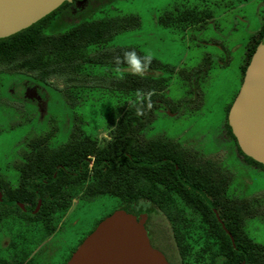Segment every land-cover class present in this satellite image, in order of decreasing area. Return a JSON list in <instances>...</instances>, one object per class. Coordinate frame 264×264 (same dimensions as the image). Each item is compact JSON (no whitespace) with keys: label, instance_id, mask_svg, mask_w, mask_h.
<instances>
[{"label":"trees","instance_id":"obj_1","mask_svg":"<svg viewBox=\"0 0 264 264\" xmlns=\"http://www.w3.org/2000/svg\"><path fill=\"white\" fill-rule=\"evenodd\" d=\"M65 5L66 1L28 27L0 38V66L29 73L43 83L52 78L59 79L63 84L61 92L71 108L80 101L77 90L92 88V81L104 82L123 96L116 105V122L105 143L100 144L96 138L83 133L80 127H72L67 140L55 147L49 145V135L29 146L26 162L17 165L20 172L17 187L29 186L38 190L40 205L34 208L36 194L31 204L34 219L39 220L47 213L59 217L74 197L92 200L110 195L116 198L115 209L123 208L136 216L141 211L151 216L153 207L159 209L171 222L180 264L240 262L243 256L235 258L228 254L218 263L212 255L215 247L210 249L211 255L206 256L199 239L188 237L202 234V225L197 220L207 217L203 196L208 189L222 188V197H226L229 172L211 160H203L196 152L183 148L172 139L145 134L158 103L166 102L164 92L174 67L151 58L146 71L131 75L123 59L117 65L114 58L122 57L130 50L138 57L145 54L135 47L109 46V42L120 30L136 26L137 17L93 18L89 13L65 22L60 16ZM262 36H253L255 41L250 43L241 67L242 74ZM93 68H103L110 74L91 76ZM112 69L121 74H111ZM89 79L92 80L88 82ZM167 105L173 110L172 103ZM238 151L242 153L239 148ZM244 157L264 167L249 156ZM15 197L23 202L19 195ZM243 202L234 198L228 206L218 210V218L231 232L235 243L243 218L251 213L244 209ZM216 203L212 200L209 203L212 206L208 204V208L233 250L231 241L211 210L217 208ZM14 207L20 209L16 203ZM233 220L241 223L238 225L237 222L235 227L234 223L231 224ZM208 244L211 246L215 242ZM251 244L254 255L246 257L244 264L250 263V259L256 261V251L264 249L257 242L251 241ZM27 253L23 251L21 257L15 256L14 264H21ZM1 264L10 263L4 259Z\"/></svg>","mask_w":264,"mask_h":264},{"label":"rangeland","instance_id":"obj_2","mask_svg":"<svg viewBox=\"0 0 264 264\" xmlns=\"http://www.w3.org/2000/svg\"><path fill=\"white\" fill-rule=\"evenodd\" d=\"M231 5L196 4L195 8L203 7L200 13L204 18L211 16V11L217 18L200 20L208 29L200 25L186 31L181 29L186 21L183 7H187L183 0H108L97 5L91 17H137V25L117 32L109 46L135 47L174 67L164 92L166 102L161 101L154 110L145 134L165 136L218 160L231 175L228 195L255 200L256 215L245 222V227L254 241L264 245V167L239 157L233 139L224 132L225 109L241 84V66L253 37L240 29H211L214 22L227 20L232 24ZM90 74L110 73L93 68ZM111 74L121 72L112 69ZM92 82V88L77 90L80 101L71 108L59 79L44 84L29 73L0 66V170L6 179L16 181L14 164L23 159L28 140L50 135L49 145L55 147L67 140L72 127H80L100 144L106 142L123 95L104 82ZM30 84L37 86V95L29 99L26 91ZM167 103L174 104L173 112L165 108ZM116 204L110 195L74 202L59 229L43 242V228L38 229L29 219L18 221L14 217L4 221L0 242L12 247L16 257L32 250L38 264H64L89 230L115 210ZM4 247L0 244V264L4 254L7 258Z\"/></svg>","mask_w":264,"mask_h":264},{"label":"flooded vegetation","instance_id":"obj_3","mask_svg":"<svg viewBox=\"0 0 264 264\" xmlns=\"http://www.w3.org/2000/svg\"><path fill=\"white\" fill-rule=\"evenodd\" d=\"M106 1H108V0H67L66 1L67 5L64 6V9L61 12L60 16L62 19H66L67 17H68V19H73V18H77V16L86 15L89 13L92 14L93 13L92 11H94L93 9L97 5H99L101 3H105ZM183 1L186 2L187 7L186 8L183 7L184 18H186V21H184V26H182V28H181L182 31H186L191 27H196V26H200V25H202L201 27L203 29H208L205 27L206 25L202 23L203 21H200V20L201 19H209L210 20L213 18H217V17H215V13H213V11H211L212 15L207 17V18H204L203 15L200 13L203 11V7H198V8H195V7H196V4H202V3L209 2V3L215 4V5H217V3H230V4H232L230 7L232 24L227 23V20L224 22L223 21L214 22L210 25L211 29H217V30H222V29H228V30L238 29L239 30L240 29L241 31L250 33L253 36H259V35L264 34V0H183ZM64 2L65 1H63L61 4H63ZM199 8H201V9H199ZM195 13H197V14H195ZM189 19H191L192 21ZM252 41L254 42L255 38L252 37L248 43V47H247V50L245 53V59H246V54H247L249 47H250V43ZM245 59H244V62H245ZM241 71H242V69H241ZM243 74H242V78H243ZM242 78H241V81H242ZM34 80H36V79H34ZM46 83H48V82H46ZM46 83H44V84H46ZM36 88H37V86L35 84H30L28 86L27 91H26V95L30 94V95H28L29 99L32 98L33 96L37 95V93H36L37 89ZM233 100H234V98H233ZM233 100H232V102H233ZM160 103L161 102H159L158 104H160ZM231 103H229L225 109L224 132L226 133V135H230V137L233 139V141L235 143L237 155L239 157H244L245 154L243 155V153H240L238 151L239 146L237 145L236 138L232 134L231 128L228 125L227 115H228V111H229ZM172 106H174L173 103H172ZM165 108L169 110L168 105ZM169 111L173 112V110H169ZM227 125L229 127V130H228ZM42 137H45V136H40L38 138L31 139V140H28L26 142L27 146H26V150H25L24 155H23V159L21 161H19L17 164H14V168L17 172L15 182L11 183V181L8 178L6 179L5 173L0 170V211H1L0 212V230L4 228L3 227L5 225L4 221L10 220L14 217L17 218L18 221H20L22 218L26 219V220L29 219L31 222L36 224L38 229H42V228L44 229V231H43L44 235L42 238V242H43L46 240L45 237L50 236L51 234L55 233L59 229L64 216L66 215L67 211L70 209V207L73 205L74 202H78V201L84 202V201H90V200H82L80 197H74L71 200L69 207L59 217H54L51 213H47L46 216L41 217L39 220H38V218L34 219V217H33L34 216V208L37 209V207L40 205L41 199L37 197L38 190L36 188L29 187V186L28 187H17V185L19 183V176H20V172L18 170L17 165L26 162L27 157L25 156V154L28 151L29 146H33V144L40 142V139ZM109 138H110V135H109ZM180 146H182L183 148H186L190 151L196 152L197 155L200 158H202L203 160H211L214 163L218 164L221 168L223 167V165L218 160H216L215 158L205 157L199 151L191 149L189 147H185L182 144H180ZM28 175H30V174H28ZM42 181H45V180L42 179ZM230 182H231V175H230L229 184H230ZM229 184L225 190V196L226 197H222V188H209L208 189L207 193L203 196V200L205 201L203 208L205 209V213H206L207 217L202 218L200 220H197L202 225V227L200 229L202 234L199 235V237H195V236L191 237L188 234L189 235L188 237L191 240L193 238L199 239V241L201 242L202 252L206 256L211 255L210 249L215 247L216 250L214 251V253H212V255L218 263H221L224 260L225 256L229 254L235 258H239V257L243 256L244 258L240 262H237L236 264H244L246 257H248L249 255L250 256L254 255V248H253V245L251 244V241H254V240L249 236L248 232L246 231L245 222L248 219L253 218L254 215H256V208H255L254 199L252 197L251 198L250 197L249 198H239L236 196L228 195L227 191H228ZM16 194L19 195V197L23 199L22 200L23 202H19L18 200H16V197H15ZM34 194H36V197H37V204L35 205L34 208L31 209V204H32V200L34 199ZM234 198L245 201V202H243L244 203L243 204L244 209L246 211H249V210L251 211V213L246 214V216L242 220L241 230L239 231L240 235L238 236V241L236 243H235V239H234L233 235L231 234V232L225 227L222 220H220L218 218V213H219L218 210L224 206H228L230 204V201ZM94 199H92V200H94ZM212 200L217 201V203H216L217 208H214L211 210L214 212V216H216L215 218H217V221H218L217 223L220 224L222 230L225 232V234H227L229 240L231 241L233 250L230 249L228 243L225 240V236L222 235L220 229L217 227V225L214 221V218L212 217V214L210 212V209L208 208V204L211 203ZM14 203H16L20 209H16L14 207ZM209 206L211 207L212 205L209 204ZM116 209H120V208H116ZM121 209H123V208H121ZM109 214H107V215H109ZM140 214H143L145 216L144 228L146 230L149 242L152 245V247L158 249L164 255L165 259L168 262H170L172 264H180L179 263V255H178L177 248L175 245L174 230L172 229L171 222L168 219H166L162 215L160 210L157 209L156 207H153L151 216H149L146 212H143V211L139 212L138 216ZM103 218H101V219H103ZM45 222H47V223H45ZM237 222H238V220H236V221L233 220V221H231V224L234 223V226L236 227ZM97 223L92 227L91 230H89V232L86 235H88L95 228ZM239 223H241V222L239 221L238 225H239ZM34 230H35V228H34ZM19 233L22 234V231ZM86 235L84 236V238L86 237ZM210 242L211 243L215 242V244H211V246H210L208 244ZM254 242H256V241H254ZM0 244L1 245L3 244V246H5L4 248L7 249L6 250V252H7L6 257L7 258H5V254H4V256L1 257V258H3L2 260L5 259L10 264H14L15 263L14 259H15L16 254L13 251V249H11L12 247L6 246L7 245L6 242L5 243L0 242ZM262 246H264V245H262ZM73 251H74V249H73ZM27 252H28L27 256L25 257V259L22 261L21 264H38L37 259L34 256L35 252H33L32 250L27 251ZM71 253L66 258L64 264L66 263V261L70 257ZM256 256L258 257L256 261L250 259V263H246V264H264V249L263 248L256 251Z\"/></svg>","mask_w":264,"mask_h":264},{"label":"water","instance_id":"obj_4","mask_svg":"<svg viewBox=\"0 0 264 264\" xmlns=\"http://www.w3.org/2000/svg\"><path fill=\"white\" fill-rule=\"evenodd\" d=\"M63 1L67 0H0V38L28 27ZM227 120L241 152L264 166V34L244 70ZM144 220L143 214L115 209L65 264H172L150 244Z\"/></svg>","mask_w":264,"mask_h":264},{"label":"clouds","instance_id":"obj_5","mask_svg":"<svg viewBox=\"0 0 264 264\" xmlns=\"http://www.w3.org/2000/svg\"><path fill=\"white\" fill-rule=\"evenodd\" d=\"M121 59H123V62L127 65L131 75H141L147 70L151 62V54L149 53L138 57L134 51L130 50L124 52L122 57H115L114 62L118 65Z\"/></svg>","mask_w":264,"mask_h":264}]
</instances>
